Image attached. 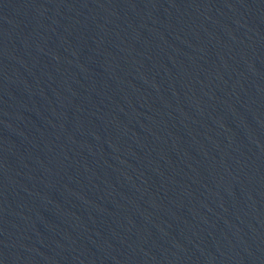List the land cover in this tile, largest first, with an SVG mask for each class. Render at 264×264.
I'll return each instance as SVG.
<instances>
[{
	"label": "water",
	"instance_id": "obj_1",
	"mask_svg": "<svg viewBox=\"0 0 264 264\" xmlns=\"http://www.w3.org/2000/svg\"><path fill=\"white\" fill-rule=\"evenodd\" d=\"M0 264H264V0H0Z\"/></svg>",
	"mask_w": 264,
	"mask_h": 264
}]
</instances>
